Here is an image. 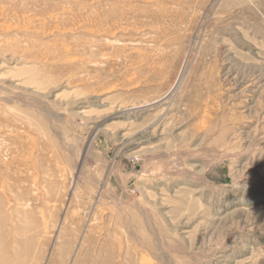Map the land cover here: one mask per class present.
Listing matches in <instances>:
<instances>
[{
  "label": "rangeland",
  "instance_id": "1",
  "mask_svg": "<svg viewBox=\"0 0 264 264\" xmlns=\"http://www.w3.org/2000/svg\"><path fill=\"white\" fill-rule=\"evenodd\" d=\"M0 264H264V0H0Z\"/></svg>",
  "mask_w": 264,
  "mask_h": 264
}]
</instances>
